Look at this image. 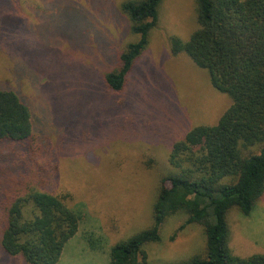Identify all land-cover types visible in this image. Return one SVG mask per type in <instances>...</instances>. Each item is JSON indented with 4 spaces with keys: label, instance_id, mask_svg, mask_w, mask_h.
<instances>
[{
    "label": "rangeland",
    "instance_id": "1",
    "mask_svg": "<svg viewBox=\"0 0 264 264\" xmlns=\"http://www.w3.org/2000/svg\"><path fill=\"white\" fill-rule=\"evenodd\" d=\"M127 1L0 0V90L27 106L43 148L33 157L23 142L0 145V219L23 164L24 176L45 168L37 172L47 179L42 189L67 196L79 216L56 264H111L114 245L152 224L173 146L195 127L215 126L232 103L185 52H171L173 41L185 44L198 28L195 0L162 1L125 88L109 91L105 74L136 41L121 11ZM187 218L165 219L160 242L143 248L147 264L206 255L202 226L185 225ZM226 223L234 256L264 255V197L248 216L229 210ZM0 264H28L4 250L1 233Z\"/></svg>",
    "mask_w": 264,
    "mask_h": 264
},
{
    "label": "trees",
    "instance_id": "2",
    "mask_svg": "<svg viewBox=\"0 0 264 264\" xmlns=\"http://www.w3.org/2000/svg\"><path fill=\"white\" fill-rule=\"evenodd\" d=\"M162 1L122 4L136 41L124 47L117 66L105 74L109 91L125 88L157 27ZM195 4L198 28L185 44L173 41L171 52H185L232 103L215 126L195 127L173 146L168 158L173 170L161 178L152 224L114 245L111 264H147L144 246L160 242L161 224L180 212L188 216L185 225L202 226L206 255L176 264H264V255L242 259L232 254L226 223L229 210L237 208L248 216L264 197V0H195ZM35 133L27 106L12 91L0 90V145L23 142L35 157L43 150ZM18 163L16 169L21 167ZM24 164L11 181L9 197L1 200L3 248L28 264H56L64 244L78 230L79 216L67 206V196L42 189L47 179L37 172L44 173L45 168L35 165L36 174L24 176Z\"/></svg>",
    "mask_w": 264,
    "mask_h": 264
}]
</instances>
